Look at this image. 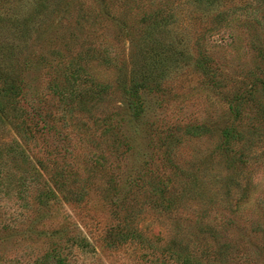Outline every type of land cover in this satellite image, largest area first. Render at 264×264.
Here are the masks:
<instances>
[{"label":"rangeland","instance_id":"obj_1","mask_svg":"<svg viewBox=\"0 0 264 264\" xmlns=\"http://www.w3.org/2000/svg\"><path fill=\"white\" fill-rule=\"evenodd\" d=\"M170 7L174 19L152 38L170 44L174 61L161 92L140 94L138 118L123 102L116 69L82 61L76 82L67 80L65 69L84 49L107 51L115 66L128 61L140 45V20ZM219 12L225 21L216 24ZM200 59L223 88L204 82L194 66ZM0 66L20 80L28 123L19 140L24 154L0 156V264H180L164 251L173 225L180 242L193 240L202 214L200 223L218 234L216 241L200 237L209 264H264V0H219L214 7L190 0H0ZM199 125L212 135H182L172 159L181 170L207 168L190 184L173 174L159 143L168 131ZM236 125L241 139L233 147H242L245 162L226 171L215 147L221 130ZM12 136L0 121V144ZM156 180L195 190L201 200L164 215L141 187Z\"/></svg>","mask_w":264,"mask_h":264},{"label":"trees","instance_id":"obj_2","mask_svg":"<svg viewBox=\"0 0 264 264\" xmlns=\"http://www.w3.org/2000/svg\"><path fill=\"white\" fill-rule=\"evenodd\" d=\"M263 1V0H260ZM191 3L199 7H214L219 3V0H190ZM41 7V6H40ZM60 9V3L54 5L53 11ZM220 12L216 15V24L225 21L221 18ZM174 11L170 8H156L151 13L147 14L140 20L142 29L139 31L140 45L137 46L136 51L129 54L128 61L120 62L115 66L113 61L107 56L106 52L93 53L92 50L84 49L82 54L75 55L72 63H69V71L65 77L71 80L72 83L76 82L81 74L79 63L82 61L87 62L95 59L97 63L105 67H112L121 74V79L118 82L121 90L123 102H125L127 109L133 119L138 118L141 110L139 96L143 92H161L164 88V82L171 69V63L174 61V52L170 48V44L158 42L152 38L154 32H166L167 26L170 24L172 18L174 19ZM19 37L25 35V29L19 30ZM23 35V36H22ZM125 36L129 41L133 38L130 33L125 32ZM130 46L133 44L130 42ZM11 51V50H10ZM8 53V52H7ZM180 56L182 54L180 53ZM12 57L8 53L6 58ZM73 60V59H72ZM196 61L194 66L201 74L209 86L215 89L224 87L223 79L218 78L214 69H211L209 64L203 59ZM22 93L20 80L18 79L14 69L6 71L0 66V121L7 124L13 136L8 143L0 144V156L5 157H21L24 154L23 148L19 144L22 135H25L27 130L26 115L24 110L19 106V97ZM239 95L235 96L231 102L237 106L239 102ZM233 117H239L237 109L230 107ZM15 116L18 118L15 120ZM180 134L178 129L166 132L160 140V147L163 148L165 156V163L173 169V174H180L188 180L190 184L198 181L199 177L207 175V168L190 167L181 170L172 159L175 158L176 151L181 144L180 137L183 135L187 138H199L202 136H210L212 132L205 126H190L185 127ZM12 135V134H11ZM221 142L215 147V153L219 160L223 163L224 170L237 168V165L245 162V155L240 149H235L233 146L240 141L241 136L236 126L226 127L220 132ZM235 185V184H234ZM147 186L148 193L152 197L151 206L153 209H159L164 215H176L177 210L184 207L188 201L201 200L200 193L195 190H175L174 185H166L162 181L156 180L155 182H143L141 187ZM185 189V188H184ZM225 199L230 198V191L226 190ZM211 202V201H210ZM211 204H214L211 202ZM203 210V209H202ZM205 218V214L198 217L194 223V233L192 239L186 238V242H180L178 234L180 232L179 226L175 223L173 237L167 242L164 251L168 254L169 259H174L180 264H209L208 248L198 250V244L203 239L208 238L216 241L218 234L215 233L213 227L207 222L200 223ZM199 240V241H196ZM191 242L189 246L188 243ZM199 251V252H198ZM220 255L226 256V252L222 247L218 248ZM198 252L196 255L195 253ZM218 253V252H217ZM226 258V257H225ZM224 258V259H225Z\"/></svg>","mask_w":264,"mask_h":264}]
</instances>
